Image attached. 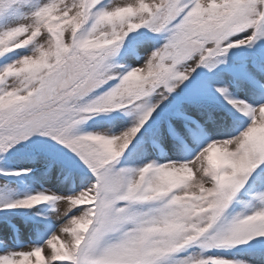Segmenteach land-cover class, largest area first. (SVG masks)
I'll return each instance as SVG.
<instances>
[{"label":"rangeland","instance_id":"rangeland-1","mask_svg":"<svg viewBox=\"0 0 264 264\" xmlns=\"http://www.w3.org/2000/svg\"><path fill=\"white\" fill-rule=\"evenodd\" d=\"M0 10V264H264V0Z\"/></svg>","mask_w":264,"mask_h":264},{"label":"bare ground","instance_id":"bare-ground-1","mask_svg":"<svg viewBox=\"0 0 264 264\" xmlns=\"http://www.w3.org/2000/svg\"><path fill=\"white\" fill-rule=\"evenodd\" d=\"M124 1H133V0H124ZM24 21V20H23ZM27 22L26 21H24V23L22 24V27L23 28H26L27 27ZM111 25H115V26H119V23H118V21H116V22H113ZM102 28H104L103 26H101ZM112 28H114L113 26H111V28H109V27H107L105 30H108L109 32H111V34L112 33H114V30L112 29ZM105 30L103 31V32H105Z\"/></svg>","mask_w":264,"mask_h":264},{"label":"trees","instance_id":"trees-1","mask_svg":"<svg viewBox=\"0 0 264 264\" xmlns=\"http://www.w3.org/2000/svg\"><path fill=\"white\" fill-rule=\"evenodd\" d=\"M1 11V10H0ZM76 55H78L79 54V52L77 51V50H75V52H74ZM68 108L69 109H72L73 110V106H72V104L70 103V104H68ZM26 145V144H25ZM25 147V146H24ZM31 147V146H30ZM33 152L35 153V155H37V152H35V150H34V148H33ZM38 154H40V153H38ZM64 157H66V156H64ZM50 159H52V157L50 158Z\"/></svg>","mask_w":264,"mask_h":264}]
</instances>
